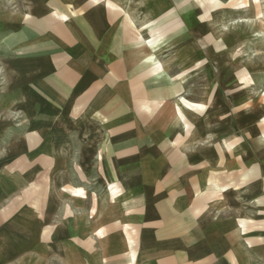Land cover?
I'll return each instance as SVG.
<instances>
[{"label":"crops","instance_id":"obj_1","mask_svg":"<svg viewBox=\"0 0 264 264\" xmlns=\"http://www.w3.org/2000/svg\"><path fill=\"white\" fill-rule=\"evenodd\" d=\"M198 6L0 0V264H264V85L191 94Z\"/></svg>","mask_w":264,"mask_h":264},{"label":"rangeland","instance_id":"obj_2","mask_svg":"<svg viewBox=\"0 0 264 264\" xmlns=\"http://www.w3.org/2000/svg\"><path fill=\"white\" fill-rule=\"evenodd\" d=\"M194 2L203 9L202 18L205 17L204 19L207 20L209 33L213 34L214 41L216 38L219 43L222 38H227L228 41L224 42L225 52L220 57L215 56L216 52L210 44L204 43L205 52H202V57L192 59L188 63L185 79L189 82L188 85H192L188 88L191 94L198 92L199 86L194 85H232L233 83L244 85L246 77H249L247 73L249 67L255 69V74L252 75L255 77V85H264V0H193ZM2 8L7 9L1 3V12ZM178 22L181 26L180 29L175 27L177 31L185 35H189L190 32L195 35L190 37L193 40L190 45L198 47L201 42L196 36L199 34L197 26L190 30L187 25L182 24V21ZM149 28L151 27L143 29L144 37L148 36L146 31ZM177 38L176 33L173 42L169 43L170 46L166 50L176 53L181 49L182 42ZM179 68L181 67L178 62L174 68L175 72ZM6 85L5 75L0 70V97L6 92ZM6 110L0 111V117L5 114ZM15 113L14 123L19 125L21 123L18 120L21 119L22 111L16 107Z\"/></svg>","mask_w":264,"mask_h":264}]
</instances>
